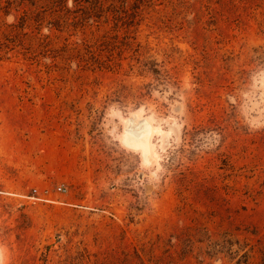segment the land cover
Listing matches in <instances>:
<instances>
[{"label": "rangeland", "instance_id": "rangeland-1", "mask_svg": "<svg viewBox=\"0 0 264 264\" xmlns=\"http://www.w3.org/2000/svg\"><path fill=\"white\" fill-rule=\"evenodd\" d=\"M0 264H264V0H0Z\"/></svg>", "mask_w": 264, "mask_h": 264}, {"label": "bare ground", "instance_id": "bare-ground-1", "mask_svg": "<svg viewBox=\"0 0 264 264\" xmlns=\"http://www.w3.org/2000/svg\"><path fill=\"white\" fill-rule=\"evenodd\" d=\"M129 120V119H128ZM132 120V119H131ZM141 121V120H140ZM143 121V120H142ZM132 121H130L131 123ZM144 122V121H143ZM128 123V122H126ZM139 123V122H138ZM142 123V122H141ZM146 123V121H145ZM136 125H138L137 123H135ZM129 126V125H128ZM138 128V127H137ZM129 129V128H128ZM133 129V128H132ZM147 129H141V131L138 130H133L131 132H129V134H127L126 137V141L128 144L131 145V147H135V148H140V150H143V153H147L148 151H150V144H149V139L148 137L146 138L145 135L147 134L146 131ZM152 130V129H151ZM150 132V131H149ZM147 136V135H146ZM125 138V136H124ZM127 144V145H128ZM144 155V154H143Z\"/></svg>", "mask_w": 264, "mask_h": 264}]
</instances>
